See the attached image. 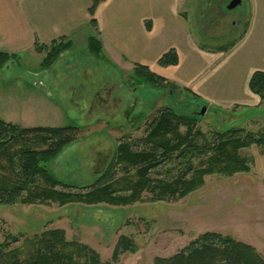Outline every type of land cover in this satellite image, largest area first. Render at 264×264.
Here are the masks:
<instances>
[{
    "label": "rangeland",
    "instance_id": "rangeland-1",
    "mask_svg": "<svg viewBox=\"0 0 264 264\" xmlns=\"http://www.w3.org/2000/svg\"><path fill=\"white\" fill-rule=\"evenodd\" d=\"M230 1L194 0L200 22L197 23L193 15L189 14V18L192 32L203 46L216 48L239 38L249 9L244 0L236 8L228 9ZM202 19L207 21L202 22ZM82 46L79 40L75 41L69 52L65 54L64 51L49 69L41 68L46 51L40 55L32 49L21 52L15 59H8L0 68V116L4 120L23 127H80L78 139L46 163L55 176L70 185L67 189L71 191H87L97 177L93 165L98 153H105L112 145L116 150L123 141H130L136 150L147 149L149 146L143 140L147 129L166 106L177 111H184L187 103H192L188 108L193 111L195 104L206 107L204 114L196 115L198 121L191 123L192 139L196 143L203 141L198 131L211 139L215 133L231 128H245L254 133L264 130V104L218 109L173 86L140 82L133 78V72L117 70L101 55ZM84 70L89 74L99 71L113 82L117 80L126 84L129 93L138 99L136 106L131 108V116L141 118L137 128L125 133L109 126L106 121L89 120L76 110L82 101L81 95L74 94L66 83H71L72 76L83 81L87 86L85 94L90 83L84 78ZM126 74L131 75L132 83L127 84L121 78ZM186 127L183 124L180 130L184 132ZM98 136L105 139L102 146L96 143ZM262 149L253 144L240 150L242 156L251 157L249 172L208 175L200 188L183 198L154 201L150 200L152 193L144 191L141 201L128 205L23 204L20 201L1 204L0 242L62 228L69 240H78L92 247L100 254L101 260L109 261V264H154L156 257L174 255L199 235L217 232L254 246L264 258V177L258 173ZM171 166L177 165L162 164L155 170V176L164 177ZM120 168L118 164L115 166L117 177L123 174ZM178 169L172 171L178 172ZM57 188L64 189L63 186ZM121 236L132 241L129 249L122 245ZM116 247L118 256L114 259Z\"/></svg>",
    "mask_w": 264,
    "mask_h": 264
},
{
    "label": "trees",
    "instance_id": "trees-1",
    "mask_svg": "<svg viewBox=\"0 0 264 264\" xmlns=\"http://www.w3.org/2000/svg\"><path fill=\"white\" fill-rule=\"evenodd\" d=\"M103 1L91 0L89 13L95 27V11ZM35 46L40 52L46 51L41 68L49 69L72 43L61 37L49 45L36 42ZM231 46L228 44L219 49L228 50ZM89 49L99 56L101 40L91 37ZM11 58L15 59V54L0 52V68ZM177 63L175 49H170L159 59L163 66ZM133 75L153 86H171L164 77L144 65L136 64ZM249 87L264 102V71L253 73ZM196 121L197 116L168 106L147 129L143 139L149 146L147 149L136 150L130 141H123L117 145L109 168L96 177L86 192H76L67 189L70 185L55 176L46 163L78 139L80 127H23L0 116V205L16 201L23 204L128 205L141 201L144 191H150V200L154 201L183 198L200 188L208 175L249 172L251 157L242 156L241 149L255 144L264 152V130L254 133L245 128H231L215 133L211 139L198 131L203 141L196 143L192 139L191 125ZM183 124L187 126L184 132L180 130ZM166 162L177 165L178 172H173L176 167L171 166L164 177L157 178L155 170ZM117 164L123 172L119 177L114 173ZM58 186L64 189H58ZM121 242L125 248L131 247L132 241L126 236H121ZM117 256L118 247L113 251V258ZM0 264H109V261H102L92 247L69 240L64 229L54 228L31 237H12L0 242ZM154 264H264V258L254 246L230 235L206 232L174 255L156 257Z\"/></svg>",
    "mask_w": 264,
    "mask_h": 264
},
{
    "label": "crops",
    "instance_id": "crops-1",
    "mask_svg": "<svg viewBox=\"0 0 264 264\" xmlns=\"http://www.w3.org/2000/svg\"><path fill=\"white\" fill-rule=\"evenodd\" d=\"M244 1L245 27L222 50L203 46L192 32L189 14L200 22L194 0H104L95 11L97 27L91 23V0H0V52L17 58L32 49L43 55L35 43L49 45L61 37L71 48L79 40L89 49L96 36L102 43L99 55L119 71L147 66L176 89L222 110L261 106L249 82L255 71H264V0ZM170 49L178 63L160 65ZM263 153L258 173L264 177Z\"/></svg>",
    "mask_w": 264,
    "mask_h": 264
},
{
    "label": "flooded vegetation",
    "instance_id": "flooded-vegetation-1",
    "mask_svg": "<svg viewBox=\"0 0 264 264\" xmlns=\"http://www.w3.org/2000/svg\"><path fill=\"white\" fill-rule=\"evenodd\" d=\"M83 75L90 83L85 94L83 93L87 86H85L83 81H78L72 76L71 83H66L68 88H70L74 94L81 95L80 99H82V101L77 104L78 109H76L78 112L84 113L89 120L106 121L109 126L117 127L125 133L139 126L138 121L141 118L131 116V108L136 106L138 99L129 93L130 89L126 87V84L119 83L117 80H114L115 82H113L108 75L99 71L89 74L88 70H84ZM121 78L124 79L127 84L132 83L133 78L142 82L135 76L132 78L129 74H126L125 77ZM81 87L82 90L79 91ZM184 105L187 106V108L180 112L187 113L194 117H196L203 108L202 105L195 104L193 111L188 108H191L192 103ZM142 110L143 109H141V111ZM142 114L144 115V113ZM96 138V143L102 146L105 139L101 136ZM114 152L115 145H112L105 153H98L97 161L93 165V170L96 176L101 175L109 168L112 163Z\"/></svg>",
    "mask_w": 264,
    "mask_h": 264
},
{
    "label": "water",
    "instance_id": "water-1",
    "mask_svg": "<svg viewBox=\"0 0 264 264\" xmlns=\"http://www.w3.org/2000/svg\"><path fill=\"white\" fill-rule=\"evenodd\" d=\"M242 0H231L229 4L227 5L228 9H234L236 8L239 4H241ZM206 110V107H203L200 111V114H204Z\"/></svg>",
    "mask_w": 264,
    "mask_h": 264
}]
</instances>
